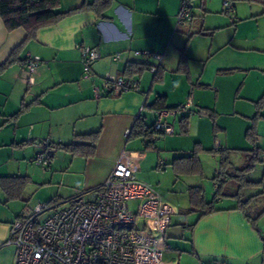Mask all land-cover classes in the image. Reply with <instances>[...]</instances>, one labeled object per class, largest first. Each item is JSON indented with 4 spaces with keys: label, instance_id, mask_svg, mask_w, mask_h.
Instances as JSON below:
<instances>
[{
    "label": "crops",
    "instance_id": "1",
    "mask_svg": "<svg viewBox=\"0 0 264 264\" xmlns=\"http://www.w3.org/2000/svg\"><path fill=\"white\" fill-rule=\"evenodd\" d=\"M84 1L92 0H59V11ZM223 1L197 0L192 20L178 25L180 0H113L103 18L86 10L39 29L18 60L0 72V176L30 178L26 201L8 200L0 188V264H13L10 225L30 212L34 187L36 192L53 189L47 202L62 206L76 192L89 194L99 187L122 151L138 179L177 206L165 233L174 223L181 242L170 244L165 236L161 264H264V236L235 208L234 198L218 197L215 211L198 221L199 212H191L190 187H201L206 201L211 200L203 185L205 151L198 154L201 173L176 176L170 164L190 155L195 144L208 150L219 141L223 148L240 149L247 147V132L264 134V111L255 115V103L264 97V0H229L234 18L224 11ZM24 36L22 29L7 31L0 19V64ZM80 46L101 54L91 63L90 74L83 67ZM142 52L158 53L162 59ZM28 53L41 59L31 74L23 67ZM116 53L118 60L113 59ZM132 61L156 65L157 75L145 70L134 76L137 89L96 96L95 89L102 93L104 77L121 75ZM158 96L165 97L166 107L183 105L191 96V111L166 116L174 133L154 135L153 147H147L144 138L127 139L126 131L138 116L147 126L153 124L157 110L151 105ZM183 116H188L186 134L180 133ZM96 130L100 133L92 157L72 156L55 147ZM46 139L53 147L43 169L34 165L33 157ZM214 169L211 180L218 159ZM211 187L212 198L213 181ZM226 199V204H216ZM187 213H196L193 224L197 222L185 236L187 217L180 214Z\"/></svg>",
    "mask_w": 264,
    "mask_h": 264
},
{
    "label": "built area",
    "instance_id": "2",
    "mask_svg": "<svg viewBox=\"0 0 264 264\" xmlns=\"http://www.w3.org/2000/svg\"><path fill=\"white\" fill-rule=\"evenodd\" d=\"M195 0H180L177 24L184 25L193 18ZM224 10L233 14V5L223 1ZM86 73L100 58L97 48L79 47ZM135 54L141 52L136 51ZM148 58L161 61L158 53L142 52ZM120 54L113 57L118 60ZM40 57L28 53L23 67L33 73ZM147 71L157 72L156 65ZM138 88V80L120 75H108L102 81V93L119 95ZM95 89L96 96L102 95ZM191 96L181 105L189 110ZM172 109L155 112L152 128L157 133L173 134L172 125L165 117L175 114ZM129 131H126L128 135ZM220 144L216 142V147ZM51 151L47 139L41 141L33 163L43 169L49 165ZM51 210L43 220L38 215ZM177 206L165 199L154 187L133 172L125 151L118 156L107 178L93 192H76L64 205L38 203L32 213L15 219L9 229V242L14 247L13 264H161L167 248L165 228ZM224 264V263H216Z\"/></svg>",
    "mask_w": 264,
    "mask_h": 264
},
{
    "label": "trees",
    "instance_id": "3",
    "mask_svg": "<svg viewBox=\"0 0 264 264\" xmlns=\"http://www.w3.org/2000/svg\"><path fill=\"white\" fill-rule=\"evenodd\" d=\"M112 1L113 0H92L91 2L84 1L78 7L65 12H61L59 11V0H0V19L5 29L7 31L22 29L25 32V36L22 42L18 44L11 51L8 58L0 64V72L18 60V54L21 49L24 47L26 42L35 38L36 32L39 29L46 26L55 25L67 16L86 10L94 11L99 17L103 18L104 12L110 7ZM195 5L196 2H194L193 9L195 8ZM230 15L232 18H234V9L233 14ZM183 51L184 50H181L180 63H182L184 58ZM147 65V61L128 62L120 76L130 79L135 75H142L145 72ZM101 96H108V94L102 93ZM164 101L165 97L158 96L151 107L157 111L160 109H172L175 110L176 113L180 111L181 105L175 107H166ZM262 101H264V97H262L258 102ZM186 111H191V109ZM187 131L188 116H183L180 119V133L186 134ZM99 133L100 131L96 130L91 133L77 135L75 140L71 143H56L55 147L71 154L72 156L80 155L83 157H92L95 154V143L98 139ZM154 135L163 134L154 131L152 125L147 126L144 123V119L141 116H138L129 129L127 139L144 138L148 140L147 147H153ZM250 135L251 132H247V138H249ZM47 145L51 151L53 145L51 144L49 139H47ZM260 149V147H257L255 150H250L252 151L251 154L244 153L247 158L239 167H229L227 163L228 149L222 148L221 144H219L217 147L214 146L213 148L208 150L202 149L199 144H195L190 155L173 159L170 164L175 175L179 176L181 174L201 173L200 160L198 158L199 152L205 151L215 155H219L217 174L212 178L213 183L216 184V188L213 192L211 200L206 201L201 187L189 188L191 212H199L197 221L206 214L215 211L213 205L218 197L228 196L236 200L238 205L235 208L241 210L245 218H247V220L251 224H253V226H255L254 220L247 215L245 209L248 205H250L252 201H254V199L258 195H261L262 192L250 196H245L244 191L248 188H252L264 183V178L258 181H252L247 178V175L254 167L255 162L260 161ZM29 182L30 178L26 175L0 176V188L6 194L8 200L21 199L23 201H26L24 192ZM228 185H232L234 189H227ZM24 215L25 214H21L17 218H23ZM257 217H259V215H257ZM196 222L191 225L192 228L196 224Z\"/></svg>",
    "mask_w": 264,
    "mask_h": 264
},
{
    "label": "rangeland",
    "instance_id": "4",
    "mask_svg": "<svg viewBox=\"0 0 264 264\" xmlns=\"http://www.w3.org/2000/svg\"><path fill=\"white\" fill-rule=\"evenodd\" d=\"M195 2H197V0H195ZM259 101V100H258ZM256 102L255 103V115L260 114L259 112L264 111V101L262 102ZM186 102V101H185ZM179 112H187L186 110H181ZM249 121H253L252 117L249 118ZM251 132V131H249ZM239 135V134H238ZM159 137L161 135H158ZM163 136V135H162ZM246 137V136H245ZM260 138H264V134H260L259 132L255 133V132H251V135L249 138H247V147H239L240 149H233V148H229L228 147V153H229V159L227 161L228 165H232L234 164V166H241L242 163L244 162V160L247 158V156L244 155V153H248L251 154L252 149H256L257 147L261 148L259 150V158L260 161L255 162L254 167L252 168V170L248 173L247 178L249 180L252 181H258L262 178H264V144H261V139ZM217 140H219L217 138ZM264 143V142H262ZM216 143H212L211 147L215 146ZM221 147L223 148L224 145L221 144ZM243 148H249V149H243ZM245 150V151H242ZM202 159L204 163V169H205V177H207L204 181H203V185L205 186V188H207L206 190V197L211 199V194H212V190H211V186H212V180L211 177L215 174V161H217V159L219 160V155L218 157H216L215 154H212L210 152H205L202 153ZM45 169V168H44ZM207 185V187H206ZM36 189V187H34ZM35 189H33V193H32V197H31V204L28 207L30 213L33 212L34 210V206L36 205V203H46L48 201V199H50L52 197V191L53 189L51 188H47L46 191L42 190V191H38L36 192ZM55 189V188H54ZM259 192H262L261 195H258L254 201H252L250 203V205H248L245 209L247 215L252 218L254 220V224L255 226L258 228L259 231H261L262 236H264V183H262L261 185H257L255 187L252 188H248L247 190L244 191L245 196H250V195H254L257 194ZM236 201V200H235ZM227 203V199L221 203H216L218 206H222L224 204ZM51 210H48L46 212H44L41 215H38L37 220L41 221L43 220L45 217H47L50 214ZM257 215H259V217H257ZM180 216L182 217H187V221H186V225L185 228L182 230L183 235L188 236L190 229H191V225L193 224L197 214L196 213H187V214H180ZM176 220L175 218L172 219ZM174 222V221H173ZM172 226H168L165 236H166V240L168 242H170V244H179V242H181L180 239V233L175 235L174 233V227L175 224H171ZM172 246V245H171ZM174 246V245H173ZM171 248H177L176 246L171 247ZM179 248V247H178ZM180 250V249H179ZM178 253H182L181 251H178Z\"/></svg>",
    "mask_w": 264,
    "mask_h": 264
}]
</instances>
